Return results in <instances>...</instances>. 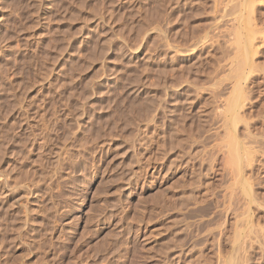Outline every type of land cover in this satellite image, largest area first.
<instances>
[{"label":"rangeland","instance_id":"1","mask_svg":"<svg viewBox=\"0 0 264 264\" xmlns=\"http://www.w3.org/2000/svg\"><path fill=\"white\" fill-rule=\"evenodd\" d=\"M0 264H264V0H0Z\"/></svg>","mask_w":264,"mask_h":264},{"label":"bare ground","instance_id":"2","mask_svg":"<svg viewBox=\"0 0 264 264\" xmlns=\"http://www.w3.org/2000/svg\"><path fill=\"white\" fill-rule=\"evenodd\" d=\"M239 88V87H238ZM238 88H234V90H233V92H232V97L230 98V100L228 101V106H226L227 107V112L228 113H231L232 115L235 113V111L238 109L237 108V104L239 103L238 102V100H239V98L240 97H243V96H240V93L241 92H239V90H238ZM242 91V90H241ZM240 101V100H239ZM226 105H227V103H226ZM237 108V109H236ZM240 108V107H239ZM233 143V142H232ZM234 144H235V142H234ZM234 144H231V145H234ZM235 146V145H234ZM233 148V147H232ZM235 148H236V146H235ZM232 150V149H231ZM233 151V152H232ZM231 152L233 153V156H234V153H235V155H236V159H238V157H239V150H237V149H233ZM230 152V154L232 155V153ZM238 156V157H237ZM235 158V157H234ZM235 159V160H236ZM119 177V176H118ZM191 177V176H190ZM118 179V178H117ZM119 180H120V178H119ZM188 180V179H187ZM121 181V180H120ZM192 181V180H191ZM190 181V182H191ZM194 181H196V180H194ZM194 183V182H193ZM192 183V184H193ZM124 184V183H123ZM192 184H190V185H192ZM194 187V186H193ZM185 189V188H184ZM196 190V189H195ZM190 191V190H189ZM182 194V193H181ZM208 210V209H207ZM178 222V221H177ZM208 224V223H207ZM211 224V223H210ZM125 229V228H124ZM199 230V229H198ZM127 232V231H126ZM126 235V234H125ZM198 235V234H197ZM196 235V236H197ZM199 237V236H198ZM189 239V238H188ZM195 239V238H194ZM166 255V254H165ZM164 255V256H165ZM166 257H167V255H166Z\"/></svg>","mask_w":264,"mask_h":264}]
</instances>
